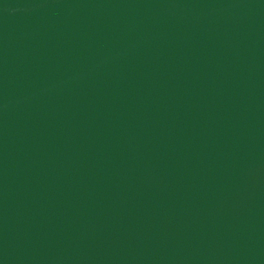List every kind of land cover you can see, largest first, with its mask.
Wrapping results in <instances>:
<instances>
[{
  "label": "water",
  "instance_id": "1",
  "mask_svg": "<svg viewBox=\"0 0 264 264\" xmlns=\"http://www.w3.org/2000/svg\"><path fill=\"white\" fill-rule=\"evenodd\" d=\"M0 264H264V0H0Z\"/></svg>",
  "mask_w": 264,
  "mask_h": 264
}]
</instances>
